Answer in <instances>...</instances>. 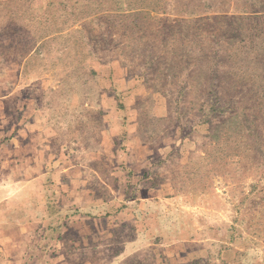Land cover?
<instances>
[{
    "label": "rangeland",
    "instance_id": "rangeland-1",
    "mask_svg": "<svg viewBox=\"0 0 264 264\" xmlns=\"http://www.w3.org/2000/svg\"><path fill=\"white\" fill-rule=\"evenodd\" d=\"M1 211L30 264H264V0H0Z\"/></svg>",
    "mask_w": 264,
    "mask_h": 264
},
{
    "label": "crops",
    "instance_id": "crops-1",
    "mask_svg": "<svg viewBox=\"0 0 264 264\" xmlns=\"http://www.w3.org/2000/svg\"><path fill=\"white\" fill-rule=\"evenodd\" d=\"M68 172L70 168L66 169ZM63 172V171H62ZM65 172V177L66 175H70V173ZM68 173V174H66ZM73 174V172H72ZM35 194H32L34 196ZM29 200H27L28 202ZM25 207V206H24ZM3 211V210H2ZM0 212L4 213L5 212ZM4 215L0 216L3 218ZM36 213H30V218L31 219H36ZM36 221V220H35ZM13 223H5L0 221V259L3 260L6 264H15L16 261H22L25 260L30 264V260H38L37 257H34L35 251H36V243H32V238L34 233L30 232L32 230H36L40 226H36L35 224L30 225L29 223L26 224H18V227L12 226ZM41 225V224H40ZM60 226V228L63 230L61 232H57V235H62L67 231V225L63 224ZM8 228L9 230L13 229V233L8 231L7 233L5 232V228ZM53 228L50 227L49 230H52ZM11 233V234H10ZM52 232H50V235ZM49 235V232L47 233V236ZM46 237V236H45ZM49 239V238H48ZM50 240H47V243ZM41 245V244H40ZM46 252V251H44ZM43 252V253H44ZM3 257V258H2ZM44 253V259L46 260H52L53 258L49 259L46 257Z\"/></svg>",
    "mask_w": 264,
    "mask_h": 264
}]
</instances>
